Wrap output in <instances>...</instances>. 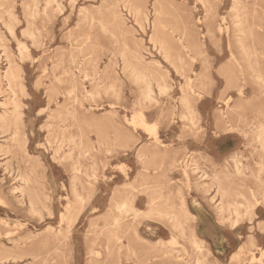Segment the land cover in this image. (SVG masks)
Returning <instances> with one entry per match:
<instances>
[{
    "label": "rangeland",
    "instance_id": "374dc122",
    "mask_svg": "<svg viewBox=\"0 0 264 264\" xmlns=\"http://www.w3.org/2000/svg\"><path fill=\"white\" fill-rule=\"evenodd\" d=\"M55 1L0 0V264H264V0ZM237 10L262 37L234 33ZM161 21L178 27L168 45L182 59L160 50ZM198 87L190 114L183 97ZM154 198L186 239L146 217Z\"/></svg>",
    "mask_w": 264,
    "mask_h": 264
},
{
    "label": "bare ground",
    "instance_id": "6f19581e",
    "mask_svg": "<svg viewBox=\"0 0 264 264\" xmlns=\"http://www.w3.org/2000/svg\"><path fill=\"white\" fill-rule=\"evenodd\" d=\"M55 1V0H54ZM72 1H74L75 2V0H72ZM123 1V0H122ZM121 1V2H122ZM56 2V1H55ZM127 2H129V1H127ZM127 2L125 3V4H127ZM34 3H35V1H34ZM117 3V2H116ZM206 5H207V3L206 2H204ZM57 4V3H56ZM119 4V3H118ZM61 5V4H60ZM112 6H113V4H112ZM112 6H110V7H112ZM123 7H124V5H123ZM59 8H60V6H59ZM118 8V7H117ZM37 10V9H36ZM88 11V10H87ZM99 11V10H98ZM129 11H131V10H129ZM133 11H134V9H133ZM101 13H102V11H100ZM157 12V11H156ZM140 13V11H139V9L138 8H136V10H135V14L137 15V14H139ZM144 16H146V14L144 13ZM147 17V16H146ZM257 18V16H256V14H252V13H245V14H241V12L240 11H235V13H234V15H233V21H234V26L233 27H235L234 28V33H236V35L238 36V37H262L261 35H260V31H259V29H257V24L255 23V19ZM148 20V19H147ZM211 21H210V24H211V26L212 27H214L216 24H215V22L217 23V20H216V17H211V19H210ZM257 21V20H256ZM139 23V22H138ZM182 23H184L183 22V19H181V21H180V24H182ZM102 24V23H101ZM166 25H167V23H165V22H160V24H158V25H156L155 24V27H156V30L158 29V36L159 37H161V42H160V44H159V47H160V50L162 51V52H164V54H165V57L168 59V57H170V56H176L177 58H179V59H182L181 58V56H179V55H173L172 53H171V46L170 45H168L169 44V38L170 37H173V35L175 34V32L177 31V26L176 25H174V30L172 31H169L168 29H166ZM244 25H246V26H244ZM140 26H141V24H140ZM179 26V25H178ZM177 27V28H176ZM38 34V33H37ZM190 34H192V31L190 32ZM32 36H34V35H32ZM35 38V37H34ZM254 38H249L247 41H244L243 39H241V38H239L238 39V41H237V47H238V49L239 50H241V51H243V52H246V50H248V48H249V46L250 45H254ZM154 45V44H153ZM26 48H28V47H26ZM29 50V49H28ZM191 50H198V48H196V46L195 47H193ZM27 51V50H26ZM22 56V55H21ZM7 57V56H6ZM1 58V57H0ZM139 61H140V59H139ZM141 62V61H140ZM124 63H125V65H126V67L127 66H129V65H131V64H129V62L127 61V59H124ZM172 64V63H171ZM173 65V64H172ZM132 67H133V65H131ZM130 66V67H131ZM11 72H9L8 73V75H7V77H8V85H10V89H11V92H12V99H13V102L14 103H16V100H15V97H16V86H17V84H18V76L16 75V73L15 72H13L12 70H10ZM5 74V73H4ZM134 78H135V80L136 81H138V80H146V76L144 75V74H142V75H139V74H137V73H134ZM231 79H232V77H230ZM257 79H261L260 78V76H256V80ZM255 80V79H254ZM151 84H149L148 83V85H147V87H146V89H145V92H144V96L146 97V98H148V99H151L152 98V94H155L154 93V90H153V88H151V86H150ZM157 86V85H156ZM159 88H160V91H162L163 92V90H165V88H166V86L165 85H162V84H160L159 85ZM158 88V89H159ZM4 89V88H3ZM191 89V88H190ZM203 89V87H198V89H192V90H188V92L186 93V95L183 97V103L184 104H186V109H188V111H189V113L190 114H194V113H196V111H197V105L195 104V103H193V101H191L190 102V100H189V96L191 95L190 94V92H194V93H196L197 92V90H202ZM152 90H153V93H152ZM238 90H239V105L237 106L238 107V109H241V111H238V109H237V111H238V113L237 114H241L242 113V111H243V108H242V106H243V104H242V101L244 100V98H243V96H241L242 95V93H243V91H242V89L241 88H238ZM22 92V91H21ZM166 93V92H165ZM203 93V92H202ZM202 93H198V94H196V95H202ZM160 94V93H159ZM204 94V93H203ZM156 96V95H155ZM160 96V95H159ZM145 102V101H144ZM242 104V105H241ZM1 105V104H0ZM12 106V105H11ZM19 110V109H18ZM15 111V110H14ZM10 112V111H9ZM23 113V112H22ZM68 113H69V115H71L70 117H68L67 118V120H70L71 122H69V123H67L68 125H67V128L69 127V126H71V127H73L74 125H75V121H72L73 119H75L74 118V116H75V114H74V111H68ZM18 114V113H17ZM25 114V113H24ZM185 117V116H184ZM17 119H19L20 118V115H17V117H16ZM186 118V117H185ZM191 118V117H190ZM86 127H87V120L86 119H83L82 120V128H81V131L80 132H82V136H81V140H80V142H81V144H85V142H88L89 141V138H88V140L86 139V141H84L85 140V138L87 137L86 135ZM14 137V136H13ZM16 137V136H15ZM14 137V139H16ZM257 137L261 140V142H262V144H263V142H264V131L262 130V132H259L258 134H257ZM48 143V142H47ZM75 144L76 142L74 141V140H70L69 141V144L71 145V144ZM48 145H49V143H48ZM262 148H264V144L262 145ZM70 154H71V152H70ZM77 161H79V160H77ZM77 167V166H76ZM76 169V168H75ZM78 171V170H77ZM79 171H80V169H79ZM237 173L238 174H240V173H242L241 172V168L237 165ZM93 175H95L94 173H93ZM95 177V176H94ZM23 180L24 181H29L30 180V177L29 176H25V177H23ZM17 188V187H16ZM21 188V187H20ZM220 189L222 190V188L220 187ZM20 190V189H19ZM72 194H74V196L76 197V198H81L80 197V193L78 192V190H77V188H76V186H75V184L73 183L72 184ZM17 191V190H16ZM217 192V191H216ZM23 190H21V194L23 195ZM158 197H160V196H158ZM162 197V196H161ZM29 202H30V207L32 208V209H34L35 210V207H34V205H33V202H34V199L33 198H29ZM259 201L257 200L256 201V203H255V205H257V203H258ZM243 205V204H242ZM68 206H70V205H68ZM240 207H241V202L240 201H234V202H230L228 205H227V209L228 210H230L231 211V213L234 215V220H232V222H231V227L233 228V229H235V228H237L238 226H239V224H240V221H241V217H242V213H241V211H240ZM221 209H225V208H221ZM170 212H171V214H170ZM148 214H147V216L146 217H148V218H150V219H154V220H156V221H158V222H161L162 224H164V225H166V226H170V227H175V228H172V229H174V232L176 233V235H173V236H171V240H173V242H175L177 239H186V235L188 234L187 233V231L188 230H186L184 227L186 226V222L185 221H181V220H179L178 218H177V216L175 215V214H173V212L172 211H170L169 210V206H168V204L166 203V201L164 200H159L158 198H154V202L152 201V203H151V208L149 209V211L147 212ZM168 213H169V215H168ZM65 218H66V220H67V222L71 225V224H73L74 223V221H75V218H74V216H70V215H68V216H65ZM223 221V220H222ZM171 230V229H170ZM114 232V234H115V236H118V233H117V231H113ZM122 233H124L125 231L124 230H122L121 231ZM129 232V231H128ZM191 233H192V235H191V245H192V247L194 248V249H198L199 247H200V238L194 233V230H191ZM118 239L120 238V236H118L117 237ZM201 248V247H200ZM204 250V249H203ZM187 251V249H183V250H178V249H171V250H169V253H167L166 254V256L169 258V259H171L172 261H180V259L181 258H184V257H189L190 256V258L192 257V254H189L188 252H186ZM209 253V252H208ZM198 254V253H197ZM158 255V257L160 256V254H157ZM163 255H165V252L163 253ZM204 256V255H203ZM202 255L200 256V254H198V256L197 257H195V260H196V262L197 263H202L203 261L205 262V259H204V257H206V256H204L203 257ZM203 257V258H202ZM202 258V259H201ZM127 259H132V255H129L128 257H127Z\"/></svg>",
    "mask_w": 264,
    "mask_h": 264
},
{
    "label": "crops",
    "instance_id": "0c3cea01",
    "mask_svg": "<svg viewBox=\"0 0 264 264\" xmlns=\"http://www.w3.org/2000/svg\"><path fill=\"white\" fill-rule=\"evenodd\" d=\"M78 199V198H77ZM82 199V198H81Z\"/></svg>",
    "mask_w": 264,
    "mask_h": 264
}]
</instances>
